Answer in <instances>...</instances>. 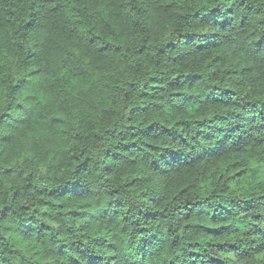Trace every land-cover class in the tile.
I'll return each instance as SVG.
<instances>
[{
	"label": "trees",
	"instance_id": "1",
	"mask_svg": "<svg viewBox=\"0 0 264 264\" xmlns=\"http://www.w3.org/2000/svg\"><path fill=\"white\" fill-rule=\"evenodd\" d=\"M0 264H264V0H0Z\"/></svg>",
	"mask_w": 264,
	"mask_h": 264
}]
</instances>
